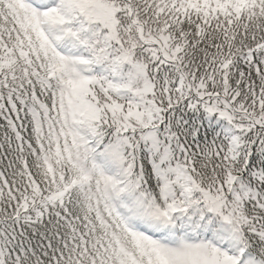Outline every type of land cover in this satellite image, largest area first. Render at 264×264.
<instances>
[{"label": "snow or ice", "instance_id": "obj_1", "mask_svg": "<svg viewBox=\"0 0 264 264\" xmlns=\"http://www.w3.org/2000/svg\"><path fill=\"white\" fill-rule=\"evenodd\" d=\"M0 264H264V0H0Z\"/></svg>", "mask_w": 264, "mask_h": 264}]
</instances>
